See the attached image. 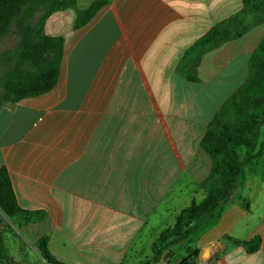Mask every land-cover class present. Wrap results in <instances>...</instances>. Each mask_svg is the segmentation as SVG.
I'll return each mask as SVG.
<instances>
[{"label":"crops","instance_id":"crops-1","mask_svg":"<svg viewBox=\"0 0 264 264\" xmlns=\"http://www.w3.org/2000/svg\"><path fill=\"white\" fill-rule=\"evenodd\" d=\"M242 1L108 0L78 29L73 10L47 17L44 33L63 39L55 86L0 108V168L19 208L44 216L0 213L12 259L0 264H47L34 247L41 238L65 264H179L187 247L195 264H264V117L262 153L242 168L238 188L166 262L150 261L159 233L204 198L211 161L199 142L245 81L264 22L249 17L245 32L202 53L196 81L176 67ZM255 237L253 253L234 242Z\"/></svg>","mask_w":264,"mask_h":264},{"label":"trees","instance_id":"trees-1","mask_svg":"<svg viewBox=\"0 0 264 264\" xmlns=\"http://www.w3.org/2000/svg\"><path fill=\"white\" fill-rule=\"evenodd\" d=\"M108 0H93L85 9L76 7V0H0V41L15 24L19 41L13 50L1 54L7 66L0 89V108L24 98L35 97L50 91L56 84L62 60L63 39L44 33V22L56 11L73 10L72 27L86 25ZM40 11L39 16L35 15ZM254 24L264 22V0H243L242 8L212 26L184 53V60L176 73L188 81H196L195 67L202 53L238 37L249 28L247 19ZM264 117V38L248 60L245 81L224 101L208 122L199 142L200 149L209 157V175L200 183L204 198L192 200L175 218L172 226L159 233L151 245L150 261L158 262L165 252L189 238L206 217L225 203L238 188L242 168L255 161L262 153L257 146ZM244 209L247 204H242ZM0 213L11 220L27 216V221H39L42 212H26L19 208L9 175L0 168ZM2 219L0 218V225ZM229 239V238H227ZM246 247L249 253L259 247V238L234 241ZM34 247L47 264H65L55 258L47 247L46 238ZM187 257L179 264H195L197 252L186 248ZM0 259L12 260L4 246L0 229Z\"/></svg>","mask_w":264,"mask_h":264},{"label":"rangeland","instance_id":"rangeland-1","mask_svg":"<svg viewBox=\"0 0 264 264\" xmlns=\"http://www.w3.org/2000/svg\"><path fill=\"white\" fill-rule=\"evenodd\" d=\"M86 0H80L81 4H84ZM40 14V11L36 13L35 17L37 18ZM19 41V34L18 30L15 24H12L10 26L9 32L1 39L0 41V87H1V82L4 76V73L7 71V66L3 64V61L1 60V54L7 50H13ZM1 89V88H0ZM175 245V244H174ZM173 245V246H174ZM187 246H191L194 248V245L191 243ZM182 243L179 245H175L174 250L177 251L179 248H182ZM184 251H182L183 253ZM185 253H183L184 255ZM187 254V252H186Z\"/></svg>","mask_w":264,"mask_h":264},{"label":"water","instance_id":"water-1","mask_svg":"<svg viewBox=\"0 0 264 264\" xmlns=\"http://www.w3.org/2000/svg\"><path fill=\"white\" fill-rule=\"evenodd\" d=\"M170 254H171L170 251L165 252L161 258L162 262H166L169 259Z\"/></svg>","mask_w":264,"mask_h":264}]
</instances>
